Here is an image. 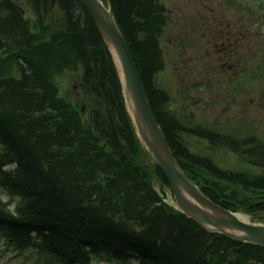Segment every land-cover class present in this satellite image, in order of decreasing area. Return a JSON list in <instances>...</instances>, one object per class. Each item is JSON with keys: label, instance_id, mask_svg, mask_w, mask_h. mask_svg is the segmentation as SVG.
I'll return each mask as SVG.
<instances>
[{"label": "trees", "instance_id": "trees-1", "mask_svg": "<svg viewBox=\"0 0 264 264\" xmlns=\"http://www.w3.org/2000/svg\"><path fill=\"white\" fill-rule=\"evenodd\" d=\"M101 1L185 174L225 209L261 211L252 200L264 197V175L221 171L182 142L193 136L264 168V146L255 139L174 119L168 94L155 83L168 21L160 0ZM78 71L83 112L79 101L58 96L54 82ZM153 181L168 185L145 161L111 54L80 2L0 0V196L7 198L0 201V241L32 252L38 264H89L99 252L142 264H264V248L206 232L163 204Z\"/></svg>", "mask_w": 264, "mask_h": 264}, {"label": "rangeland", "instance_id": "rangeland-1", "mask_svg": "<svg viewBox=\"0 0 264 264\" xmlns=\"http://www.w3.org/2000/svg\"><path fill=\"white\" fill-rule=\"evenodd\" d=\"M160 2L168 21L159 41L164 69L155 83L168 94L174 119L187 117L190 127H209L236 140L254 137L264 145V0ZM26 8V18L34 20ZM80 76V71L64 73L54 82L58 96L73 104L79 101L83 112ZM181 138L191 154L209 159L221 171L253 177L264 174L251 159L243 160L229 149L189 135ZM256 198L252 204L259 203L261 211L240 209L239 213L251 223L264 225V197ZM0 200L5 202L6 196ZM0 264L38 262L32 252L17 254L0 244ZM89 264L129 263L95 255Z\"/></svg>", "mask_w": 264, "mask_h": 264}, {"label": "water", "instance_id": "water-1", "mask_svg": "<svg viewBox=\"0 0 264 264\" xmlns=\"http://www.w3.org/2000/svg\"><path fill=\"white\" fill-rule=\"evenodd\" d=\"M78 1L90 14L112 56L120 77L126 111L139 143L149 163L161 171L169 184L170 189H164V203L207 232L264 248V225L242 222L237 214L214 204L200 192L177 163L152 114L138 71L110 7H104L99 0ZM152 187L159 193L155 183Z\"/></svg>", "mask_w": 264, "mask_h": 264}, {"label": "bare ground", "instance_id": "bare-ground-1", "mask_svg": "<svg viewBox=\"0 0 264 264\" xmlns=\"http://www.w3.org/2000/svg\"><path fill=\"white\" fill-rule=\"evenodd\" d=\"M81 4V3H80ZM82 5V4H81ZM83 6V5H82ZM84 7V6H83ZM85 9V8H84ZM86 10V9H85ZM87 11V10H86ZM87 13H88V11H87ZM89 14V13H88ZM89 16H90V14H89ZM90 18H91V16H90ZM91 20H92V18H91ZM93 22V21H92ZM237 212V218L240 220V221H242V222H245V223H247L248 222V220H247V218L246 217H244L242 214H239V211H236ZM199 226V225H198ZM200 227V226H199ZM204 230V229H203ZM206 231V230H205ZM207 232V231H206ZM208 233H210V232H208ZM210 234H213V233H210ZM214 235H220V234H214ZM95 256V255H94ZM96 256H98V257H104V259L106 260V259H108V260H116V261H118V262H125V263H129L130 264V260H133V262H132V264H142V262H140L139 260H135V259H116V258H110L109 256H106V254L104 253V252H99Z\"/></svg>", "mask_w": 264, "mask_h": 264}]
</instances>
